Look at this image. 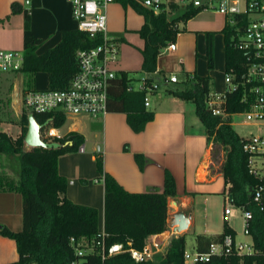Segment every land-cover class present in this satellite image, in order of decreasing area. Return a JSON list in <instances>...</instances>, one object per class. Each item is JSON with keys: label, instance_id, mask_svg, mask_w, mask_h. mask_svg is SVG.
<instances>
[{"label": "trees", "instance_id": "16d2710c", "mask_svg": "<svg viewBox=\"0 0 264 264\" xmlns=\"http://www.w3.org/2000/svg\"><path fill=\"white\" fill-rule=\"evenodd\" d=\"M124 7L131 5L141 14L144 22L138 29L143 40L142 71L151 77L157 70L158 58L162 49L176 40L183 29L180 22L197 15L201 6L184 5L175 0L162 4L158 13L143 7L136 0H117ZM26 26H29L30 15L26 12ZM238 25L225 27V70L232 76L237 88L226 92L224 108L227 116L216 115L208 106L210 93V77L194 75L188 77L182 85L168 89V93L195 104L198 117L205 126L208 140L220 144L225 150L222 173L226 185L233 197L234 204L244 205L253 211L250 231L260 247H264L263 214L259 206L252 201L251 188L258 183L249 170V153L243 148L245 137L241 136L232 125V114L242 113L254 104V95L250 85L244 81L247 69V54L235 47L233 36L238 27L241 29L247 22L246 14L235 16ZM118 41H125L123 34H116ZM101 43V39L91 38L78 27L62 31L60 40L42 52L38 45L31 44L24 51V60L18 71L25 76L24 91L39 89L32 87L35 74L44 72L47 86L43 89H63L69 86L79 69L77 52ZM205 57L210 68L214 67L213 37L207 35V53ZM134 74L120 70L114 79L109 92V111L125 112L127 122L136 131H142L147 122L154 118V111L144 104L145 90H127V85L136 80ZM17 135L0 128V155L17 156L20 161L18 182L0 181L4 186L17 190L22 195V228L14 231L6 225H0V234L16 241L19 257L5 264H185L184 252L187 249L185 234L173 235L166 250L145 261H136L129 252H120L103 258L98 249L84 252L79 256L71 244L74 237L79 246L86 248V242H92L100 231V217L97 207L80 204L67 196L68 179L59 172L58 160L65 153L76 151L83 144L84 135L78 131H70L64 136H45L48 127L59 128L67 120L62 111L37 113L35 117L40 123L50 122L41 129L45 141H58L57 148L42 146L27 148L24 138L28 126L26 109L21 110ZM135 160L140 168L146 162L144 154L135 153ZM17 159V158H16ZM12 163V162H11ZM98 169L103 173L104 182V231L107 244L115 242H131L133 247L142 249L146 240L153 234L168 229L170 197L177 195L176 181L173 174L166 170L162 189L131 192L123 188L113 176L103 172L102 156L97 157ZM226 233L235 230L224 220L223 231L212 235L197 234L195 245L204 251L213 240H219ZM236 255L214 256L209 261L194 264H250L251 259Z\"/></svg>", "mask_w": 264, "mask_h": 264}, {"label": "crops", "instance_id": "0c3cea01", "mask_svg": "<svg viewBox=\"0 0 264 264\" xmlns=\"http://www.w3.org/2000/svg\"><path fill=\"white\" fill-rule=\"evenodd\" d=\"M129 9L136 12L131 5L124 7L117 0L111 3L108 6V29L112 35L123 34L126 40L132 41L134 33L129 31L138 32L141 26L132 25L133 14ZM26 12L30 15L29 26H26ZM143 22L144 18L142 24ZM179 26L185 30L177 34L176 50L163 48L158 58L153 77L160 82V89L152 95L151 105L147 107L154 111V118L147 122L142 131H134L127 122L126 113L120 111H108L97 118L68 117L66 122L69 121V124L64 132H61L63 125L54 128L59 137L70 131H78L84 135L85 140L81 145L83 150L78 149L59 157V172L68 179L69 199L98 208L101 229H104L105 189L97 157L102 156L103 172L111 174L123 188L131 192L162 189L165 171L173 174L177 195L170 197L168 201V229L151 235L157 237L163 245H168L173 235L185 234L192 229L199 206L203 205L206 209L211 197L224 195L228 187L222 173L224 148L214 143L213 138L208 140L205 126L198 117L193 102L168 93L169 88L182 85L189 76L194 75L209 76L211 92L225 91L227 18L217 10H201L186 22H180ZM76 27L70 4L66 0H31L29 4L24 0H0L1 49L24 53L29 45L36 44L42 52L60 40L62 31ZM209 32L213 37L212 68L208 66L205 57ZM138 35L135 41L139 49V65L117 67L118 72L126 70L135 77H140L144 72L141 69L140 50L143 40ZM45 43L47 46L44 47ZM124 46L127 49V61L128 52L132 53V48ZM138 69L141 72L137 73ZM0 73V95H3L0 98H4L6 93L16 94L19 89L25 88L23 73ZM172 73L178 76V82L168 81ZM135 153L145 155L143 168L135 160ZM18 178L11 158L0 155L1 183L12 181L16 185ZM177 211H184L191 217L189 227L180 233L175 231V225L172 224L173 214ZM0 225H6L14 231L22 228V195L9 186L0 187ZM18 257L16 241L0 234V264L15 261Z\"/></svg>", "mask_w": 264, "mask_h": 264}, {"label": "built area", "instance_id": "2783aa9c", "mask_svg": "<svg viewBox=\"0 0 264 264\" xmlns=\"http://www.w3.org/2000/svg\"><path fill=\"white\" fill-rule=\"evenodd\" d=\"M26 4L31 0H24ZM71 7L72 18L77 27L86 32L91 38L101 39V43L77 52L79 69L72 78L68 87L63 89H30L21 96V107L29 113H50L62 111L66 118L81 116L97 118L104 116L108 111L109 92L114 79L118 76L115 63L119 56V41L108 29V6L115 0H66ZM143 7L158 13L162 4L171 0H136ZM181 4L201 6L202 10H217L227 18V25L239 23L236 15L246 14L248 19L243 28H239L233 36L234 45L244 51L248 56L247 69L244 81L250 85L254 95V104L250 109L242 112L244 123L258 127L257 133H250L245 137L243 148L249 153V170L258 178V183L251 188V198L263 214L264 226V0H175ZM174 51L177 48L175 41L164 47ZM24 60V53L17 50L0 48V72L18 71ZM169 82H178L179 78L172 73ZM227 88L225 91L209 93L208 106L212 113L227 116L223 106L226 92L237 88L238 84L232 82V76L225 75ZM160 89V82L143 72L140 77L127 85V90H145L144 104L151 105V97ZM60 107V110H56ZM237 114V113H235ZM233 116V114H232ZM54 127L45 130L47 137L57 136ZM9 132V131H7ZM42 135V134H41ZM214 144V143H213ZM80 150L84 147L80 146ZM224 218L239 215L243 222L245 240H238L237 231L226 233L223 238L210 242L204 251L194 248L184 252L185 264H194L211 260L214 256L236 255L245 261L250 258V264H264V247H260L250 231L253 211L244 205H236L228 187L225 191ZM264 230V229H263ZM104 229H100L92 242H86V248L80 247V242L74 237L71 244L75 247L77 255L98 249L103 258L120 252H129L136 261H145L153 258L157 253L164 252L168 245L159 241L157 237L150 236L142 249L133 247L131 242H115L107 244ZM169 244V243H168ZM165 249V250H164ZM73 264H77L76 261Z\"/></svg>", "mask_w": 264, "mask_h": 264}, {"label": "rangeland", "instance_id": "374dc122", "mask_svg": "<svg viewBox=\"0 0 264 264\" xmlns=\"http://www.w3.org/2000/svg\"><path fill=\"white\" fill-rule=\"evenodd\" d=\"M129 11L133 14V21H131L132 25H134V27H140L143 21L142 16L134 12L133 10L129 9ZM182 29L185 30L184 27H182ZM129 32L132 34L134 33L132 35V41L127 39L120 43L121 45L119 48L118 60L114 64L116 68L119 65H122L123 67H131V66L135 67V65H139L137 64L138 63L137 56L139 57V49L137 48L136 46L137 42L135 41L136 39H138L137 38L138 32L137 31H129ZM46 43L44 44V47L47 46ZM123 44L126 46H131L130 48H132L131 49L132 53L128 52L129 58L127 61H125L127 57L126 54L127 49ZM138 72H141V69H138L137 73ZM1 74L2 73H0V75ZM46 83H47L46 74L44 72H39L36 75V77L34 76V81L32 82L31 86L39 89H43L46 87ZM25 86L27 87L26 83L24 84V87ZM23 92L24 89H19V91L16 94L3 93L4 98H0V128L4 130L6 127H10V128H6L7 130L5 129V131H9V133L12 135H17L20 131L19 120L22 112L21 111L22 107L20 105H21V96ZM244 118L245 116L241 113L233 114L232 125L234 129L241 136H247L251 132L257 133L259 131L258 127L250 123H244ZM68 124L69 121L63 124L61 128L62 130L61 132L65 131ZM26 147L30 148L27 145ZM10 158L12 165L18 170L20 166V161L18 160L19 158L17 156H13ZM224 205H225V193L224 195L220 194V195L212 196L209 203L207 204L206 209H204L203 205L199 206L200 210H198L194 216V220H195L194 227L185 233L186 246L188 250L192 251L194 249L195 237L197 234L204 233L205 231H207L208 233L206 234L216 235L223 231L224 220H226L223 215ZM227 222L228 225H230L233 229L237 231L238 240L247 239V237L243 234V222L239 215L227 217ZM32 264H36V263H32Z\"/></svg>", "mask_w": 264, "mask_h": 264}, {"label": "water", "instance_id": "95a60500", "mask_svg": "<svg viewBox=\"0 0 264 264\" xmlns=\"http://www.w3.org/2000/svg\"><path fill=\"white\" fill-rule=\"evenodd\" d=\"M56 110H60L58 107ZM50 120H47L45 123H40L35 114L30 112L28 114V126L27 132L24 138V142L29 147L42 146L45 148H57L61 144L58 141H45L41 135V129L47 125ZM190 216L184 211H177L173 214L172 224L175 225V231L180 233L185 231L190 224Z\"/></svg>", "mask_w": 264, "mask_h": 264}]
</instances>
